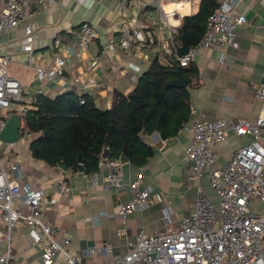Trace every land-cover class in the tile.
<instances>
[{"label": "crops", "instance_id": "crops-1", "mask_svg": "<svg viewBox=\"0 0 264 264\" xmlns=\"http://www.w3.org/2000/svg\"><path fill=\"white\" fill-rule=\"evenodd\" d=\"M20 1L25 15L18 26L0 31V56L8 57V74L20 82L22 98L36 96L39 82L35 68H49L56 57H62L65 63L62 74L45 81L40 95L54 97L73 90L88 94L99 108H109L115 92L127 93L133 89L155 55L167 54L171 30L180 25L183 16L194 14L200 3V0L181 6L175 2L164 3L161 5L167 14L164 17L158 0H59L52 6L43 0ZM2 5L0 0V9ZM235 10L248 20L236 28L239 48L203 49L192 62L199 76L189 89V103L198 108L201 118L232 122L254 120L259 114L260 101L255 88L264 83V0H241L235 4ZM82 22L92 24L97 30L88 49L78 46V26ZM27 25L35 31L29 57L21 49ZM124 32H132L134 38L128 49L117 44ZM221 51L225 52L222 62L219 61ZM89 80L93 84H88ZM156 133L158 137H148L153 155L147 163L140 167L128 159L121 163L125 188L120 192L102 179L94 184L78 170H64L34 159L28 150L30 141L16 157L12 156L23 172L20 182L42 191L44 207L58 232L57 237L69 235L70 248L82 262L121 257L128 251L127 243L139 231L149 235L175 230L181 219L193 211L196 192L186 181L190 162L185 157L191 133L180 129L165 139ZM247 141L248 137L230 132L217 145V158L210 170L222 167L232 151ZM139 174L142 176L140 188H148L151 194L159 193L163 200L152 201L121 222L116 217V209L131 198L128 184ZM62 179L68 181L71 191L60 196L58 184ZM204 184L206 195L217 204L208 178ZM51 197H55L54 202L49 201ZM165 207L171 208L173 222L170 224L163 220ZM88 250H95V254L87 257ZM12 252V264H41V249L29 245L22 224L14 231ZM60 259L59 256V262Z\"/></svg>", "mask_w": 264, "mask_h": 264}, {"label": "built area", "instance_id": "built-area-1", "mask_svg": "<svg viewBox=\"0 0 264 264\" xmlns=\"http://www.w3.org/2000/svg\"><path fill=\"white\" fill-rule=\"evenodd\" d=\"M59 0H43L47 6ZM241 0H217L218 5L206 21L205 31L195 46L184 55L178 54L174 43L175 30H171V44L165 52L174 54L180 66L194 62L198 54L207 48H239L236 28L248 23L246 16L235 10ZM161 6L175 2L178 6L192 4L193 0H158ZM163 10V11H162ZM23 3L20 0H3L0 9V31L18 26L23 19ZM31 16V13L26 14ZM34 28L27 25L21 39V49L29 57L33 51ZM136 33V32H133ZM97 36L96 28L82 22L78 26L77 41L82 49H88ZM134 41L132 32H124L117 41L122 49H128ZM58 41L55 40V44ZM264 44V34L262 36ZM225 58L220 52L219 61ZM8 57L0 56V129L10 114L20 116L21 139L27 134L23 118L42 94L45 81L62 74L64 60L56 57L49 68L36 67V96L24 100L20 82L8 74ZM88 84H93L92 80ZM260 101L259 114L254 120L228 122L224 119L201 118L198 108L189 103L190 119L183 122L181 130L191 133L185 148L190 162L186 176L195 189L194 208L185 215L177 229L146 234L139 231L136 238L127 243L128 251L121 257L102 262H82L71 248L69 235L57 237V230L44 207L41 190L25 185L20 180L23 172L20 163L12 159L10 150L0 157V264H12L14 231L18 224L25 227L26 238L31 247L41 249V264H264V83L255 88ZM83 102V100H81ZM246 136L248 141L234 149L227 162L220 168L210 170L217 158L216 147L224 142L229 133ZM13 144L0 141V148ZM116 158H100L98 167L82 176L96 184L102 179L115 191H123L125 184ZM217 198V204L205 193V179ZM142 176L128 184L131 198L121 202L116 217L121 222L152 201L163 200L159 193L151 194L148 188H140ZM59 195H67L71 186L67 180L59 181ZM50 198V202H54ZM165 224L173 222L171 208L163 210ZM95 250H88L89 257ZM60 256V262H59Z\"/></svg>", "mask_w": 264, "mask_h": 264}, {"label": "trees", "instance_id": "trees-1", "mask_svg": "<svg viewBox=\"0 0 264 264\" xmlns=\"http://www.w3.org/2000/svg\"><path fill=\"white\" fill-rule=\"evenodd\" d=\"M217 5V0H200L194 14L182 17L175 29L177 48L181 36L188 48L196 45ZM198 76L195 63L180 66L174 54H157L133 89L114 93L109 108H99L88 94L73 90L54 97L40 95L23 118L25 132L35 135L28 150L34 159L73 171H77L81 156L86 174L97 169L103 146L111 150L110 158L123 153L132 164L143 166L153 148L144 144L138 133L143 130L147 137L154 132L166 138L176 135L190 117L189 89ZM178 77L188 82L186 87L167 85Z\"/></svg>", "mask_w": 264, "mask_h": 264}, {"label": "water", "instance_id": "water-1", "mask_svg": "<svg viewBox=\"0 0 264 264\" xmlns=\"http://www.w3.org/2000/svg\"><path fill=\"white\" fill-rule=\"evenodd\" d=\"M181 41V46L178 48V54L184 55L188 52L189 48L186 45L185 38L184 36L180 37ZM187 81L183 80L181 77H178L176 80H173L171 82H168L167 85H174L178 87H186L187 86ZM20 116L18 114H10L9 117L5 120L3 126L0 129V141L5 144H14L15 142L19 141L21 139V132L22 130L20 129ZM45 136L46 134L43 133ZM159 136L157 135L156 132H154L150 137L154 136ZM138 136L140 137L141 141L144 144L150 145V139L144 134V131L141 130L138 133ZM160 137L165 139V135L160 134ZM32 140V139H31ZM30 140V141H31ZM111 156V150L103 146L100 157L99 158H108ZM128 158L122 153L119 156V161L120 163H123L127 160ZM77 170L79 172H85V168L83 166V160L81 159V156H78L77 158ZM62 169L66 170L65 165L60 166Z\"/></svg>", "mask_w": 264, "mask_h": 264}, {"label": "rangeland", "instance_id": "rangeland-1", "mask_svg": "<svg viewBox=\"0 0 264 264\" xmlns=\"http://www.w3.org/2000/svg\"><path fill=\"white\" fill-rule=\"evenodd\" d=\"M31 139H32L31 137L26 136V140L20 139L19 141L15 142L10 147L8 145H5V146L1 147L0 148V157L3 158L5 156V154L8 152V150H10V152L12 153L11 156H15L16 157V155L18 154V152H20L21 150H23L26 147L27 142H29Z\"/></svg>", "mask_w": 264, "mask_h": 264}]
</instances>
